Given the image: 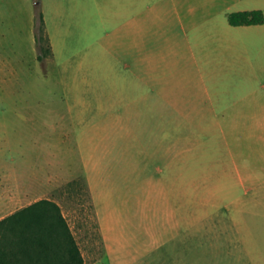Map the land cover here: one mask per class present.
<instances>
[{"label":"rangeland","instance_id":"obj_1","mask_svg":"<svg viewBox=\"0 0 264 264\" xmlns=\"http://www.w3.org/2000/svg\"><path fill=\"white\" fill-rule=\"evenodd\" d=\"M40 2L28 0L35 13ZM69 13L53 61L30 35L0 36V179L21 194L13 206L56 200L86 264H264V181H238L231 163L224 172L217 119L143 133L110 45L117 23ZM148 138L158 151L142 149Z\"/></svg>","mask_w":264,"mask_h":264},{"label":"crops","instance_id":"obj_2","mask_svg":"<svg viewBox=\"0 0 264 264\" xmlns=\"http://www.w3.org/2000/svg\"><path fill=\"white\" fill-rule=\"evenodd\" d=\"M22 1L0 0V36L30 35L36 45V13L28 0ZM39 4L52 44L51 61L57 56L61 14L84 12L93 22L117 23L108 31L110 45L119 43L113 49L117 57L123 53L125 98L140 103V116L146 119L142 132L158 135L165 119H217L224 172L231 163L238 181H264L255 172L257 167L264 170V22L233 25L228 17L234 11L264 10V0H41ZM112 116L131 117L116 112ZM148 139L141 143L142 149L158 151L161 143ZM175 147L180 149L172 142ZM132 148L125 144L128 159ZM16 198L21 194L6 191L0 179V220L51 197L14 207Z\"/></svg>","mask_w":264,"mask_h":264},{"label":"trees","instance_id":"obj_3","mask_svg":"<svg viewBox=\"0 0 264 264\" xmlns=\"http://www.w3.org/2000/svg\"><path fill=\"white\" fill-rule=\"evenodd\" d=\"M233 25L264 22L263 9L229 13ZM35 34L39 60L53 54L44 12L38 10ZM0 264H86L62 206L42 198L0 220Z\"/></svg>","mask_w":264,"mask_h":264}]
</instances>
